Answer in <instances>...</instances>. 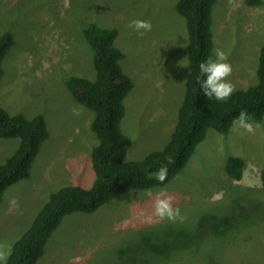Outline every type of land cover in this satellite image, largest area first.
Here are the masks:
<instances>
[{"label":"rangeland","instance_id":"obj_1","mask_svg":"<svg viewBox=\"0 0 264 264\" xmlns=\"http://www.w3.org/2000/svg\"><path fill=\"white\" fill-rule=\"evenodd\" d=\"M176 2L0 0V36L9 32L14 40L2 63L0 106L10 115H42L49 132L29 177L2 196L0 245L12 249L52 193L93 182V112L65 86L70 77L95 78L82 36L89 24L116 31L121 68L134 83L120 125L131 140L126 160H142L168 142L188 74L187 34ZM135 20L150 21L151 31H135L129 26ZM211 20L214 54L223 50L232 66L228 80L235 90L255 85L264 0H215ZM253 125L259 127L252 134L234 125L226 134L209 129L179 174L150 189L152 197L129 190L91 214L64 216L37 264H264V117ZM18 146L17 139H0V163ZM228 157L245 163L238 181L225 171ZM161 191L174 198L183 222H149ZM13 198L19 208L10 211Z\"/></svg>","mask_w":264,"mask_h":264},{"label":"trees","instance_id":"obj_2","mask_svg":"<svg viewBox=\"0 0 264 264\" xmlns=\"http://www.w3.org/2000/svg\"><path fill=\"white\" fill-rule=\"evenodd\" d=\"M215 0H177L175 10L184 19L187 34L188 74L184 84V99L178 109L176 124L168 142L161 150L147 154L142 160L128 161L125 154L131 140L122 134L120 125L125 116L124 100L134 88L132 79L123 72V53L115 45L117 33L111 28L89 24L82 36L92 54L95 78L70 77L65 86L74 100L93 112L90 125L97 144L90 151L93 182L88 188L66 186L52 193L34 217L30 227L13 244L7 264H37L45 245L64 216L74 212L91 214L121 193L129 190H149L164 187L184 168L195 147L209 129L228 133L233 119L241 111L249 114L252 123L264 117V44L258 54L257 83L237 89L224 101L208 99L200 89L203 79L199 64L215 58L211 29V12ZM253 0H247L252 3ZM14 43L5 32L0 36V82L4 75L2 63ZM49 138L42 115L25 118L10 115L0 106V139L19 140V146L0 163V202L4 192L27 179L31 165ZM167 166L163 183L155 173ZM245 163L239 157H228L225 171L229 178L240 180ZM264 188V170L260 172Z\"/></svg>","mask_w":264,"mask_h":264},{"label":"clouds","instance_id":"obj_3","mask_svg":"<svg viewBox=\"0 0 264 264\" xmlns=\"http://www.w3.org/2000/svg\"><path fill=\"white\" fill-rule=\"evenodd\" d=\"M129 26L141 35L152 29L151 22L144 20L132 21ZM227 61V54L221 49H216L214 59L210 57L199 64V71L203 77L200 82V89L208 99L214 98L217 101H224L235 91L234 85L228 80V77L232 74V66ZM232 123L237 129H243L249 134L254 133L256 127H259V125L254 127L249 114L245 111H241L238 116L233 119ZM167 175V166H162L157 173H155V178L157 181L163 183ZM145 195L152 197L153 193L149 189L145 192ZM173 201L174 198L167 195L165 192L161 191L157 193L153 202V215L148 218L149 222H152L153 217L158 220L166 219L171 222L179 220L183 222L185 217L181 215L178 207H173ZM18 208L19 204L17 200L15 198L11 199L9 201V210L12 211ZM10 255L11 248H5L3 245H0V264H7Z\"/></svg>","mask_w":264,"mask_h":264},{"label":"bare ground","instance_id":"obj_4","mask_svg":"<svg viewBox=\"0 0 264 264\" xmlns=\"http://www.w3.org/2000/svg\"><path fill=\"white\" fill-rule=\"evenodd\" d=\"M40 1V0H39ZM43 2V1H42ZM39 5V4H38ZM53 6V5H52ZM35 9V8H34ZM54 9V8H53ZM39 10V9H38ZM55 10V9H54ZM35 12V11H34ZM47 13V12H46ZM49 19V18H48ZM45 20V19H44ZM38 22V21H37ZM42 26V25H41ZM37 27V26H36ZM39 27V26H38ZM40 28V27H39ZM104 29V28H103ZM39 30V29H38ZM38 35V34H37ZM216 136V135H215ZM46 204V203H45ZM216 224V223H215ZM217 226V225H216Z\"/></svg>","mask_w":264,"mask_h":264},{"label":"crops","instance_id":"obj_5","mask_svg":"<svg viewBox=\"0 0 264 264\" xmlns=\"http://www.w3.org/2000/svg\"><path fill=\"white\" fill-rule=\"evenodd\" d=\"M9 188H10V187H9ZM7 190H8V189H7ZM7 190H6V191H7Z\"/></svg>","mask_w":264,"mask_h":264}]
</instances>
